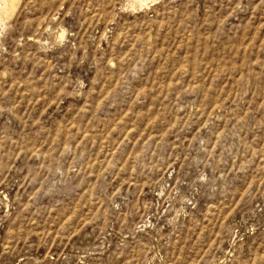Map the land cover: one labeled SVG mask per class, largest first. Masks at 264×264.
Segmentation results:
<instances>
[{"label": "rangeland", "instance_id": "374dc122", "mask_svg": "<svg viewBox=\"0 0 264 264\" xmlns=\"http://www.w3.org/2000/svg\"><path fill=\"white\" fill-rule=\"evenodd\" d=\"M0 264H264V0H0Z\"/></svg>", "mask_w": 264, "mask_h": 264}]
</instances>
